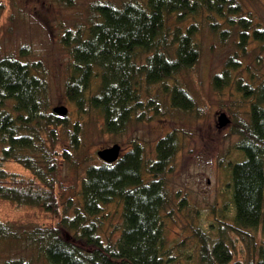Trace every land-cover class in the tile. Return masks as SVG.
I'll return each mask as SVG.
<instances>
[{"label": "trees", "instance_id": "1", "mask_svg": "<svg viewBox=\"0 0 264 264\" xmlns=\"http://www.w3.org/2000/svg\"><path fill=\"white\" fill-rule=\"evenodd\" d=\"M244 13L240 0L95 1L88 24L67 29L62 37L73 59L66 97L80 114L98 112L105 131L116 136L153 114L192 112L196 99L185 75L201 60L206 27L223 41L237 35L243 54L252 41L264 45V29ZM241 65L232 55L213 78L216 90L234 87L248 106L245 119L233 125L242 156L227 163L235 223L221 218L216 236L197 227L194 264H264V242L257 259L236 262L228 240L230 231L261 229L264 234V80L236 75ZM39 70L36 63L12 54L0 56V199L20 208H41L52 223L13 233L0 219V238L24 240L41 264H183L168 240L167 226L172 194L166 175L182 148L179 135L173 131L160 138L155 159L135 143L115 163L90 165L79 203L67 205L56 181L63 155L56 150L55 136L69 119L50 110V86ZM156 87L163 89L165 99L152 91ZM80 135L77 122L72 131L75 149ZM10 163L22 165L34 177H19L8 168ZM112 203L123 207V226L120 235L106 242L99 218ZM185 204L183 199L180 206ZM16 263L34 262L8 264Z\"/></svg>", "mask_w": 264, "mask_h": 264}, {"label": "rangeland", "instance_id": "2", "mask_svg": "<svg viewBox=\"0 0 264 264\" xmlns=\"http://www.w3.org/2000/svg\"><path fill=\"white\" fill-rule=\"evenodd\" d=\"M95 1L98 0H74L73 5L68 6L56 0H0V56L12 54L36 63L50 86V110L53 112L59 106L69 109L66 116L69 125L63 129L58 128L55 136L56 150L63 155L58 162L56 181L62 200L67 205L79 203L87 167L104 163L98 154L100 150L120 144L123 155L135 143H141L148 157L155 159L157 141L169 132L174 131L179 135L182 148L166 175L172 194V216L168 218L167 225L168 240L183 264H194V246L198 245L194 230L201 226L216 236L221 218L230 224L235 223L227 163L242 156L237 148L240 137L233 133V125L236 119H245L248 110L242 94L234 87L224 91L216 90L213 78L222 72L230 56L237 55L242 65L236 75L241 73L245 80H249L251 75L264 80V45L252 41L247 54H243L237 49V35L223 41L206 27L201 36V60L185 75L188 89L196 99L194 111L174 109L168 110L164 116L153 114L150 119L133 123L125 134L112 135L105 131L103 118L98 112L78 113L65 93L73 59L62 43V37L67 29L76 30L88 24L89 8ZM112 1L121 4L127 0ZM240 1L244 15L252 19L258 28L264 29V0ZM152 91L160 92L163 99L167 96L162 88L156 87ZM222 113L231 119L230 124L223 128L219 124ZM77 122L81 126V135L79 146L75 149L72 131ZM66 156L68 158L64 159ZM7 166L19 177H34L22 165L10 163ZM183 199H186L187 205L181 207ZM0 219L13 233L27 232L52 223L51 215L41 208H20L3 199H0ZM99 219L103 221L104 240L107 242L109 238L114 239L120 235L123 226L122 205L110 204ZM245 231L241 234L230 231L228 236V240L234 244L236 262L257 259L259 248L264 242L261 229ZM252 235L254 238H251ZM23 241L0 238V264L22 259L41 264L39 260L34 261L37 251L26 246Z\"/></svg>", "mask_w": 264, "mask_h": 264}, {"label": "water", "instance_id": "3", "mask_svg": "<svg viewBox=\"0 0 264 264\" xmlns=\"http://www.w3.org/2000/svg\"><path fill=\"white\" fill-rule=\"evenodd\" d=\"M53 111L59 116L66 117L68 115L69 109L66 106L55 107ZM231 119L226 113H222L219 116L220 127H225L230 124ZM99 156L105 163H115L122 156V146L120 144H115L112 147L104 148L98 152ZM20 264V263H16Z\"/></svg>", "mask_w": 264, "mask_h": 264}]
</instances>
